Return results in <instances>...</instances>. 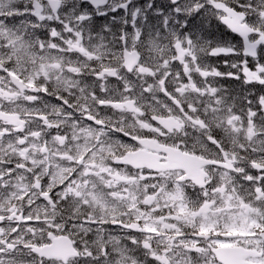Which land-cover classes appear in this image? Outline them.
I'll return each mask as SVG.
<instances>
[{
  "label": "snow or ice",
  "instance_id": "6c2138e0",
  "mask_svg": "<svg viewBox=\"0 0 264 264\" xmlns=\"http://www.w3.org/2000/svg\"><path fill=\"white\" fill-rule=\"evenodd\" d=\"M0 264H264V0H0Z\"/></svg>",
  "mask_w": 264,
  "mask_h": 264
}]
</instances>
